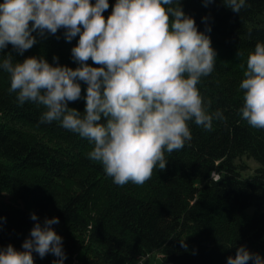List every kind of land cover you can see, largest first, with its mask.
I'll use <instances>...</instances> for the list:
<instances>
[{
  "label": "trees",
  "instance_id": "obj_1",
  "mask_svg": "<svg viewBox=\"0 0 264 264\" xmlns=\"http://www.w3.org/2000/svg\"><path fill=\"white\" fill-rule=\"evenodd\" d=\"M115 2L109 0L105 17ZM180 2L216 52L214 71L198 88L205 102L212 101L209 111H221L224 119L213 120L211 130L189 122L191 141L166 152V169L157 167L142 186L116 185L88 158L90 141L59 122L41 124L43 106L20 105L0 70V249L23 250L35 213L41 225L59 219L52 227L62 237L64 264H131L156 250L174 264H227L240 246L264 258V129L252 128L239 112L248 53L264 43V0H246L240 13L223 0ZM33 35L37 43L23 55L11 45L0 55L78 66L71 52L78 36L67 42L63 29ZM81 87V99L69 107L83 113L87 86ZM245 158L258 163L247 176ZM33 258L34 264L58 259L35 252Z\"/></svg>",
  "mask_w": 264,
  "mask_h": 264
},
{
  "label": "clouds",
  "instance_id": "obj_2",
  "mask_svg": "<svg viewBox=\"0 0 264 264\" xmlns=\"http://www.w3.org/2000/svg\"><path fill=\"white\" fill-rule=\"evenodd\" d=\"M223 2L236 13L246 5ZM109 7V0H3L0 53L11 45L23 55L37 43L33 33L45 37L63 29L67 42L79 37L71 50L78 66L50 64L42 56L17 62L7 54L0 55V70L9 75L8 91L20 105L43 106L41 124L59 122L90 141L88 158L100 162L116 185L142 186L157 167L166 169V152L191 141L189 122L211 130L213 120L224 119L221 111H209L212 101L205 102L198 88L213 73L216 52L180 0H116L105 17ZM81 82L87 86L83 113L69 107L81 99ZM239 88L242 118L264 129V43L248 53ZM31 219L37 222L23 250L11 244L0 249V264H34L33 252L40 258L51 253L58 258L53 264H64L62 237L52 227L59 219L45 218L43 225L35 213ZM249 261L264 264L244 246L227 258V264Z\"/></svg>",
  "mask_w": 264,
  "mask_h": 264
},
{
  "label": "rangeland",
  "instance_id": "obj_3",
  "mask_svg": "<svg viewBox=\"0 0 264 264\" xmlns=\"http://www.w3.org/2000/svg\"><path fill=\"white\" fill-rule=\"evenodd\" d=\"M244 161L250 165V167L248 169H245V171L243 172V175L247 176L248 174L254 171L258 163L254 161V159H249V158H245ZM74 264H78V263H74ZM131 264H174V263L165 260L162 257V254L158 250H156L147 256L136 257L135 259L132 260Z\"/></svg>",
  "mask_w": 264,
  "mask_h": 264
}]
</instances>
